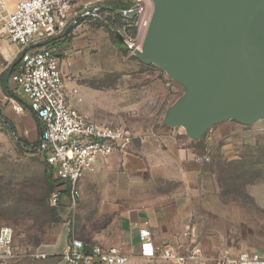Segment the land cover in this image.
Listing matches in <instances>:
<instances>
[{
    "label": "crops",
    "instance_id": "0c3cea01",
    "mask_svg": "<svg viewBox=\"0 0 264 264\" xmlns=\"http://www.w3.org/2000/svg\"><path fill=\"white\" fill-rule=\"evenodd\" d=\"M17 1L0 0V18L12 11ZM98 1L99 4L103 2V0ZM84 2V0H74L71 3L69 15L72 21L65 33H63L64 29L28 48L43 47L51 40H58L51 47L57 49L64 75V91L67 100L75 109L86 113L96 122L107 124L108 119L96 113L86 100L89 93L85 88H93L88 81L91 59L87 23L91 22L89 20H96L99 16L91 13V6L84 8ZM19 57L20 49L17 44L0 39V88L5 89L10 97V102L4 106L2 113L11 119L20 135L36 144L41 124L26 105L23 96L18 94L19 90L16 94L12 92L16 84L11 76L18 69ZM167 76H157L156 80L160 82L161 90L166 92L168 88L177 92L178 84ZM119 77V82L125 84L129 82V76L122 74ZM144 78H151L150 81L154 85L145 90L141 101L131 102L129 100L126 107L132 111V114H135L128 119L130 126L134 129L140 127L143 131L147 129L149 134L138 130L139 137L129 145L125 153L112 154L99 161L95 171L87 174L79 183L81 204H84L83 200L88 199L85 186L88 182L97 181L102 174L100 169L107 167L105 174L108 176L117 168H123V171L117 174H122L124 179L121 182H125V186L115 187L114 181L111 180L110 185L103 192L105 200H108L106 206H109L105 208L114 212L116 218L115 229L111 230L112 227H110L103 230L104 232L85 237L74 232L69 219L61 216V221L54 226L51 235L37 246L31 257L21 260L19 264H63L61 254L72 238L80 239L85 243L99 242L105 246H118L127 257L125 264H176L161 258L158 251L154 256L141 253L138 229L143 226L149 228L155 249L159 250L165 243H169L180 253H185L192 247H198L200 252L197 259L190 260L186 264H212V259L228 248L227 238L230 236V230L226 227L238 223L234 214L232 215L227 209L230 203L222 199L218 187L214 191H207L199 186L200 179L207 172L209 164V160L204 161L203 159L205 155L209 156L207 140L202 138L203 135L199 138L189 137L180 126L177 127L178 129L168 128L162 121L155 124L152 116L162 105L165 93L158 94L160 92L158 88L156 92L153 91L157 83L152 79L153 77L144 76ZM122 86L123 84H118L116 87L110 85L104 89L122 95L124 94ZM13 102L23 105L22 113H16L13 110ZM144 106L147 108L144 109ZM136 112L138 115L141 113L150 117L146 119L145 116L142 119L136 116ZM241 124L244 123L230 118L215 123L209 128L213 126L217 128L216 131L219 134L216 132L211 134L212 136L217 134L219 136L217 139L231 138L238 132H244ZM223 130L225 132H222ZM34 137L35 140H33ZM138 140L137 154H133L130 150H133L132 147ZM132 168L136 171H132ZM144 186L146 187L145 192L153 188L159 189V195L154 196V200H148L140 206H131L129 204L130 194L137 192L141 194L140 191ZM65 200V203L61 201L62 204L70 208L68 198L66 197Z\"/></svg>",
    "mask_w": 264,
    "mask_h": 264
},
{
    "label": "rangeland",
    "instance_id": "374dc122",
    "mask_svg": "<svg viewBox=\"0 0 264 264\" xmlns=\"http://www.w3.org/2000/svg\"><path fill=\"white\" fill-rule=\"evenodd\" d=\"M145 2L152 7L151 0ZM106 15L100 13V17H97L99 21L89 20L91 22L87 23L91 59L88 81L93 88H85L89 93L86 100L96 113L108 119L107 124H126L130 128L128 119L135 114L126 107L129 100L141 101L145 90L154 85L150 81L151 78L147 80L144 76L156 80L158 75L167 76V74L157 65L143 64L131 54L124 41V26L115 31L107 28L103 21ZM116 31L122 35V38L115 33ZM126 34L129 35V31H126ZM122 74L130 77L128 85L118 81ZM176 83L177 92L168 88L164 92L161 90L160 82L155 83L156 88L153 91L156 92L158 88L160 91L158 94L165 93L162 105L152 116L155 124L163 121L168 105L185 93V88L180 83ZM118 84H123L122 95L104 89L110 85L116 87ZM13 90L12 92L16 94L18 90L16 85ZM18 94L21 92L19 91ZM9 98L7 91L1 87V112L4 106L9 104ZM146 108L147 106H144V109ZM136 116L142 118L146 114L138 115L136 112ZM241 125L244 132H238L231 138L217 139L219 137L217 134L212 136L214 132L218 133L215 126L203 134L202 138L207 140L206 146L211 164L210 169L200 179L199 186L207 191H214L218 187L222 199L230 203L227 207L228 211L234 214L238 221L237 224L226 227L230 230V236L227 238L228 248L222 252L234 255L241 250H250L264 257V118L249 125ZM130 129L138 137L139 131L149 134L147 129L143 131L140 127ZM17 133L20 135L18 131ZM35 139L34 137L33 140ZM138 142L139 140L132 147L135 151L130 150L133 154H137ZM45 169L46 165L36 151L21 150L11 130L0 123V227L8 226L13 230V251L16 256L14 264L31 257L37 248L36 243L50 236L55 226L56 216L49 203L50 187L43 177ZM107 169V167L100 169L102 174L97 181L88 182L85 186L88 199L83 200L84 204H81L80 191V197L74 208L62 204L61 201L66 202V197H62L57 205L61 210V216L69 219L74 232L85 237L104 232L103 230L110 227L111 230L115 229L116 218L114 212L105 208L109 206H106L108 200H105L103 192L110 185L111 180L114 181L115 187L125 186V182H121L124 179L122 174H117L122 172L123 168H117L108 176L105 174ZM131 170L136 171L135 168ZM151 185L153 186V183ZM145 189L144 186L140 191L141 194L138 192L130 194L131 206H140L159 195V189L153 188L147 192Z\"/></svg>",
    "mask_w": 264,
    "mask_h": 264
},
{
    "label": "built area",
    "instance_id": "2783aa9c",
    "mask_svg": "<svg viewBox=\"0 0 264 264\" xmlns=\"http://www.w3.org/2000/svg\"><path fill=\"white\" fill-rule=\"evenodd\" d=\"M74 0H18L12 11L0 18V39L19 46L18 69L11 76L21 92L26 105L41 124L36 153L50 168L57 186L49 195L52 206L67 197L74 208L80 197V181L96 169V164L112 154L125 153L138 136L126 124H100L89 115L75 109L67 100L57 49L54 47L28 48L45 41L50 35L60 33L70 23L69 7ZM84 8L91 6V13L100 17L103 6L98 0H84ZM135 9L132 23L124 25V41L131 54L140 48L148 27L152 7L145 0H132L128 9ZM75 21V20H74ZM73 21V22H74ZM134 28V34H126ZM16 113H22L21 103H12ZM208 161V155L204 156ZM67 188V194L63 191ZM64 195V196H63ZM141 253L158 255L176 264H186L197 259L198 247L185 253L177 252L169 243L153 247L147 226L138 229ZM63 264H125L127 257L115 245L85 243L80 239L69 240L61 254ZM13 230L0 227V264H14ZM212 264H264V257L250 250L236 255L220 253Z\"/></svg>",
    "mask_w": 264,
    "mask_h": 264
},
{
    "label": "water",
    "instance_id": "95a60500",
    "mask_svg": "<svg viewBox=\"0 0 264 264\" xmlns=\"http://www.w3.org/2000/svg\"><path fill=\"white\" fill-rule=\"evenodd\" d=\"M151 3L141 46L132 53L185 88L167 108L162 123L180 126L189 137L199 138L223 120L251 124L264 118V0ZM116 12L135 15L134 8ZM0 120L17 141L11 119L0 112Z\"/></svg>",
    "mask_w": 264,
    "mask_h": 264
},
{
    "label": "trees",
    "instance_id": "16d2710c",
    "mask_svg": "<svg viewBox=\"0 0 264 264\" xmlns=\"http://www.w3.org/2000/svg\"><path fill=\"white\" fill-rule=\"evenodd\" d=\"M131 4H132L131 0H105L103 3V6L100 9L101 12L100 11L99 12L107 14L103 18V21H104V24L106 25V27L115 31L116 29L124 26L125 24L132 23L134 21V18L126 17V16L120 15L116 12V10H118V9H121V10L128 9ZM97 20L98 19L96 18V21ZM128 31L130 34L133 35L135 32V29L134 28H128ZM57 41L58 40H51L49 43L46 44V46L51 47ZM0 123L4 124L1 120H0ZM17 145L21 150L36 151V144H34L33 142H30L28 139H26L22 135H19V139L17 140ZM44 164L46 165V169L43 172V177L46 180V182L49 184L50 190L48 191V193L50 195L58 183H57V180L54 179L50 168L47 166V164L45 162H44ZM210 164H208L207 170L210 169ZM63 194L64 195L67 194V188L63 191ZM51 210L53 213H55L56 219L54 221L55 222L54 225H56L62 219L61 210L59 209V207L57 205L52 206ZM43 240L44 239H42L41 241H38L36 243L35 247H37Z\"/></svg>",
    "mask_w": 264,
    "mask_h": 264
}]
</instances>
